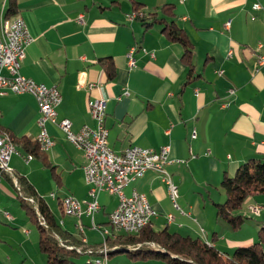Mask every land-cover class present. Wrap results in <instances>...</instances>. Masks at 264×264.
<instances>
[{
	"label": "crops",
	"instance_id": "crops-1",
	"mask_svg": "<svg viewBox=\"0 0 264 264\" xmlns=\"http://www.w3.org/2000/svg\"><path fill=\"white\" fill-rule=\"evenodd\" d=\"M255 2L261 8L255 9ZM134 13L148 15L150 23L130 18ZM16 14L24 17L34 36L20 72L59 88L58 118L69 117L74 130L84 124L95 127L88 101L103 97L108 140L116 152L130 145L170 146L172 161L167 169L178 186L180 208L174 206L157 170H147L125 187L127 195L136 190L148 197L156 211L150 230L199 237L225 255L260 240L264 193L252 194L243 202L238 212L247 219L241 228L219 217L216 203L226 198L225 175H235L252 158H264V67L258 68L257 61V54L264 53V0H0V17ZM169 24L183 31L187 44L170 35ZM132 46H136L134 67L127 58ZM0 72L7 74L5 69ZM81 78L93 87L80 86ZM232 86L236 92L229 95ZM225 100L228 106L222 104ZM38 116L33 94L7 90L0 95V133L14 137L23 155H34L26 161L13 153L10 165L21 190V179L27 182L25 195L37 194L48 204L53 234L74 246L98 247L106 240L118 246L116 251H127L109 258L107 264H168L153 251L176 254L157 241L146 242L149 249L141 251L142 243L126 244V233L114 230L110 214L119 201L116 194L101 192V206L93 215L65 213L64 196L90 199L83 169L86 158L52 122L48 130L55 143L41 151L36 144ZM12 187L18 190L14 178L1 173L0 264H51L40 247V233L38 237L21 234L16 249L3 233L7 225L2 220H15L4 209ZM256 205L261 206L259 212L252 210ZM169 213L174 215L171 221ZM82 254L94 258L83 256L80 262ZM100 256L81 252L75 264Z\"/></svg>",
	"mask_w": 264,
	"mask_h": 264
},
{
	"label": "built area",
	"instance_id": "built-area-1",
	"mask_svg": "<svg viewBox=\"0 0 264 264\" xmlns=\"http://www.w3.org/2000/svg\"><path fill=\"white\" fill-rule=\"evenodd\" d=\"M255 9L261 8L259 2L253 4ZM130 18L136 16L129 15ZM83 20V14L79 16ZM231 20L225 25L229 26ZM34 40L28 24L20 14L14 16L0 17V69H5L7 74L0 72V95L10 90L15 93H31L35 96L39 105L38 124L40 131L36 137L39 147L49 150L55 143L54 138L48 130V123L56 124L66 136L80 149L83 150L86 162L83 166L85 181L89 185L90 199L82 201L74 195H66L65 212L81 216L84 212L93 215L100 208L99 196L106 191L119 196L117 206L113 209L110 216L116 227L129 226L141 227L151 223L152 216L156 213L148 197L144 193L132 192L127 195L125 187L133 180L142 177L149 169H154V165H161L167 169V165L172 161L169 159L170 146L167 152H160L159 149L142 147L138 145L127 146L122 152H116L109 144V128L106 123L107 109L106 99L103 97L89 99L88 107L96 126L92 127L84 124L79 130L73 129V122L69 117L58 118L57 107L62 101V93L56 85H48L45 82L37 81L32 77L23 75L20 72L21 62L25 58L27 46ZM263 44L260 43L259 47ZM136 46H132L128 53V63L130 67L136 65L134 53ZM143 51H148L143 48ZM154 56V52H150ZM233 50L229 51L232 56ZM258 68L264 67V53L257 54ZM219 73L223 69L218 70ZM80 86L92 88V83L85 82L84 78L79 81ZM236 92L235 87L228 88V94ZM198 93V91H196ZM129 94V92H126ZM224 106L229 105V100L222 102ZM196 135L194 131L193 136ZM13 153L22 155L26 161L31 160L34 155L29 153L23 155L20 150L9 147L8 141L0 138V178L1 173H7L15 180L16 187L21 191L15 171L10 165ZM168 186L174 206L180 208L177 201L179 189L167 169V176H161ZM55 195L54 192L51 193ZM34 200L33 197L29 198ZM261 206L252 207L255 212L260 211ZM9 217L12 216L5 212ZM169 221L174 218L172 213L167 215ZM106 236V232L102 230ZM109 245L105 240L98 247H88L83 249L81 246H70L80 252L97 253L101 247ZM95 259H98L96 257ZM107 264V263H104Z\"/></svg>",
	"mask_w": 264,
	"mask_h": 264
},
{
	"label": "trees",
	"instance_id": "trees-1",
	"mask_svg": "<svg viewBox=\"0 0 264 264\" xmlns=\"http://www.w3.org/2000/svg\"><path fill=\"white\" fill-rule=\"evenodd\" d=\"M142 22L147 25L150 23L148 15L140 13L137 15ZM170 35L175 39H180L187 44V39L182 30L173 24L166 26ZM190 48L187 46V56L190 57ZM186 55L184 56L186 58ZM111 73V71H110ZM2 130V129H0ZM10 139L15 141V138L10 135ZM17 144V142H16ZM38 146L39 144L36 143ZM23 188H27V182L21 179ZM222 187L226 192V198L222 202H217V214L219 217L226 219L233 228L240 227L247 219L246 215L238 212L243 202L252 194L264 193V158H252L249 161L240 165L236 174L233 176L225 175L222 180ZM20 195V194H19ZM24 196H27L24 194ZM23 196L24 206H27L33 213V218L38 220V215L34 209L33 203L28 201ZM34 199L38 203L45 221L53 226L50 219V209L48 204L44 201L42 196L34 194ZM40 222V247L48 255L51 264H66L71 262L75 264L76 258L81 254L75 248H70V243L65 242L61 244L52 231H48L41 220ZM150 225V224H149ZM149 225L137 233H126V244L142 243L141 251L149 249L146 242L157 241L169 252L176 255L171 256L167 252L153 251L156 256H162L167 259L168 264H264V250L262 244L264 243V225L260 228V240L245 246H238L232 255H225L217 246L211 245L199 237H191L162 230L155 232L149 229ZM48 228V227H47ZM54 229V228H53ZM109 238V237H108ZM107 238V240H108ZM109 247H118L113 245V242H108ZM80 244V243H79ZM113 245V246H112ZM83 249L93 247L91 245H80ZM124 249V247H122ZM119 249V248H118ZM116 249V250H118ZM110 249V253L116 251ZM100 254V253H99ZM102 256L98 257L101 258ZM90 262L94 264V261ZM88 262L83 264H89ZM107 263V261L105 262Z\"/></svg>",
	"mask_w": 264,
	"mask_h": 264
},
{
	"label": "rangeland",
	"instance_id": "rangeland-1",
	"mask_svg": "<svg viewBox=\"0 0 264 264\" xmlns=\"http://www.w3.org/2000/svg\"><path fill=\"white\" fill-rule=\"evenodd\" d=\"M15 142V141H14ZM16 143V142H15ZM12 191L11 194H10V198L4 203L6 204L4 207V209H8V211L15 217V220H11V219H8L6 218L5 216V219L2 220V222H4L7 227L4 228V231L3 233H5V235L7 237L10 238L9 242L16 248L19 247V245L16 243V240L18 238H20L21 234L27 236L29 235L30 233H32V236H36L38 237V234L40 233V227H39V224L40 222L38 220H35L34 218L32 219L31 217L33 216V213L32 211L27 207V206H24V200L23 199V196H24V191L23 190H16L14 189V187H12L11 189ZM20 194V195H19ZM28 201L30 202H33L35 203V199L34 200H30L29 198L32 197V196H24ZM34 198V197H33ZM36 204V203H35ZM58 207V204L56 205ZM217 211V209H216ZM66 213V212H65ZM66 214H69V213H66ZM70 215V214H69ZM40 216V215H39ZM43 217V215H41ZM43 221H45L44 217L42 219ZM46 227V229L48 231H51L50 229V225L45 221L42 222ZM246 222H244L245 224ZM242 226V225H241ZM28 228L30 230L29 233H27L25 231V229ZM241 228V227H240ZM239 228V229H240ZM9 234V235H8ZM54 236L56 237V239L61 243V244H64V242L62 241V239L57 236L56 234H54ZM256 241V240H255ZM70 246H74V245H70ZM78 246V245H76ZM264 247V245H263ZM109 253V252H108ZM44 254V253H43ZM119 254H124V255H127V251L126 250H122V251H115L113 253H111L109 256L110 257H105L104 255L101 254V258H104V261L106 262L109 258L112 259L113 257H115L116 255H119ZM45 255V254H44ZM82 257L79 258V261L82 262L84 260V257L83 256H89V257H92L94 258V254H82L81 255ZM97 260V259H96ZM95 260V261H96ZM94 261V262H95ZM27 264V263H25ZM96 264V263H94Z\"/></svg>",
	"mask_w": 264,
	"mask_h": 264
},
{
	"label": "bare ground",
	"instance_id": "bare-ground-1",
	"mask_svg": "<svg viewBox=\"0 0 264 264\" xmlns=\"http://www.w3.org/2000/svg\"><path fill=\"white\" fill-rule=\"evenodd\" d=\"M130 15L137 16L138 14L134 13V14H130ZM0 138H2L3 141H8L9 147H11L14 150H17L15 142L13 140H11L9 137H7V136H5V135L0 133ZM40 149H41V151L45 150V149H42V148H40ZM167 151H168V145L160 147V152H167ZM154 170H157L160 173L161 176H167V169L165 167H161V165H154ZM133 192H138V191L134 190ZM63 206H64V208H66L65 196L63 198ZM5 212H7V211H5ZM110 222H111L112 227L114 228V230L117 231V232L137 233V232L141 231L143 228L146 227V226L132 227V228H129V226H118V227H116V225H114L113 222H112V217L111 216H110ZM106 234H107V232H106ZM110 249L116 250V249H118V247H112L111 248V247H109V245H107V246L101 247L99 252H100V254L104 255L107 258V254L110 251ZM94 263H96V264H104L105 261H104V258H98Z\"/></svg>",
	"mask_w": 264,
	"mask_h": 264
}]
</instances>
